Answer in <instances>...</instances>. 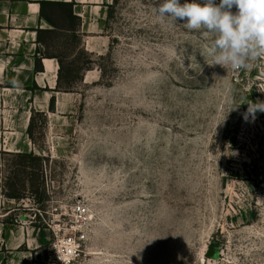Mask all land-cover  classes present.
I'll return each mask as SVG.
<instances>
[{"label": "rangeland", "instance_id": "1", "mask_svg": "<svg viewBox=\"0 0 264 264\" xmlns=\"http://www.w3.org/2000/svg\"><path fill=\"white\" fill-rule=\"evenodd\" d=\"M163 2L111 0L91 56L78 40L52 46L69 65L62 115L45 131L36 118L44 162L0 149V252L3 226L32 221L52 240L82 202L90 226L74 264H264V112L243 116L264 101V57L210 65V39L161 21ZM19 93L0 86V132L24 111ZM47 247L37 263L56 264Z\"/></svg>", "mask_w": 264, "mask_h": 264}, {"label": "crops", "instance_id": "2", "mask_svg": "<svg viewBox=\"0 0 264 264\" xmlns=\"http://www.w3.org/2000/svg\"><path fill=\"white\" fill-rule=\"evenodd\" d=\"M110 2L0 0V86L4 90L20 91L18 96L21 108H24L15 116L14 123L3 122L0 135L3 133L14 139L0 140V149L7 150V154L26 152L43 157L35 138L36 118L42 117L45 131V128L49 129L48 122L62 115L59 110L61 93L57 88L60 66L56 54L51 52L52 46H59L63 39L67 42L76 37L82 51L90 56L97 52L91 45L106 29ZM63 5L70 6L77 24H71L62 14ZM32 118L34 139L28 135ZM2 238L4 251L0 252V259L3 264L42 263L44 254L38 250L47 247L51 241L50 231L32 221L25 225L3 226Z\"/></svg>", "mask_w": 264, "mask_h": 264}, {"label": "clouds", "instance_id": "3", "mask_svg": "<svg viewBox=\"0 0 264 264\" xmlns=\"http://www.w3.org/2000/svg\"><path fill=\"white\" fill-rule=\"evenodd\" d=\"M152 10L161 21L183 20L185 28L203 30V36L211 41L210 65L240 69L247 67L249 61L264 57V0H220L218 5L214 0H204L203 4L196 0L183 4L164 0ZM247 104L245 121H254L257 112H264V101Z\"/></svg>", "mask_w": 264, "mask_h": 264}, {"label": "built area", "instance_id": "4", "mask_svg": "<svg viewBox=\"0 0 264 264\" xmlns=\"http://www.w3.org/2000/svg\"><path fill=\"white\" fill-rule=\"evenodd\" d=\"M88 213V207L82 202H77L67 214V222L51 228L53 237L47 251L57 263L74 264L82 253L90 226Z\"/></svg>", "mask_w": 264, "mask_h": 264}, {"label": "trees", "instance_id": "5", "mask_svg": "<svg viewBox=\"0 0 264 264\" xmlns=\"http://www.w3.org/2000/svg\"><path fill=\"white\" fill-rule=\"evenodd\" d=\"M62 7H63L62 8V14H64L66 16V18L71 22V24H77L78 22L76 21V18H74L71 15V13H70V10H69L70 6L69 5H63ZM55 38L56 37H54V39ZM71 40H78L79 41V39H77L76 37H74V38L71 37L67 41V43H69V41H71ZM82 54H86V55L90 56L88 53H86L84 51H82ZM46 56H50V54L46 53ZM66 57L67 56H62V55H56L55 56V58L58 60L59 66H60V69H59V72H58V85H57V88L58 89H60V84H61V81L63 80V78L65 76H69L70 75L69 73H67V68L69 67V65H67L68 63L65 62V60L67 59ZM36 62L38 63V60L37 59H36ZM37 63H36V67H38V64ZM82 70L85 71V68H82ZM86 70H88V69H86ZM28 135H29L30 139H34V136H33V118L31 119L30 124H29V127H28ZM10 155H16V156H18V157H20L22 159L30 160V162H34L35 161V163H36V161L38 162L39 160H41V162L42 161L43 162L45 161L44 160L45 157H40V156H37V155H35L33 153H26V152H24V153H12ZM32 164L33 163H30V167H28L29 170H32V167L34 166V165L32 166ZM41 167H40L39 170L38 169L37 170H34V172L35 173L39 172L41 174V179H43V176H42L43 169H41ZM26 181H28V178L26 179ZM4 196L6 198H8L10 200H14V201H18L20 199V197L16 196L15 194L14 195L13 194H8V195L7 194H4ZM36 196H38L37 193H34V199H35V201L36 202H39L41 200V198L40 197H36Z\"/></svg>", "mask_w": 264, "mask_h": 264}]
</instances>
